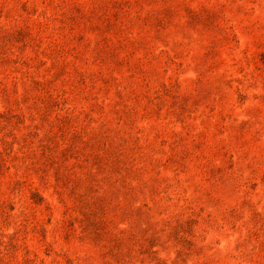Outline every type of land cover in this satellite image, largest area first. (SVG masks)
Returning a JSON list of instances; mask_svg holds the SVG:
<instances>
[{"label": "rangeland", "instance_id": "obj_1", "mask_svg": "<svg viewBox=\"0 0 264 264\" xmlns=\"http://www.w3.org/2000/svg\"><path fill=\"white\" fill-rule=\"evenodd\" d=\"M0 264H264V0H0Z\"/></svg>", "mask_w": 264, "mask_h": 264}]
</instances>
